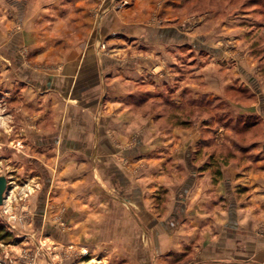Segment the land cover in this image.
I'll use <instances>...</instances> for the list:
<instances>
[{"label": "crops", "instance_id": "0c3cea01", "mask_svg": "<svg viewBox=\"0 0 264 264\" xmlns=\"http://www.w3.org/2000/svg\"><path fill=\"white\" fill-rule=\"evenodd\" d=\"M125 1L17 0L7 18L0 85L16 93L40 181L37 237L6 252L16 264H264V94L233 102L217 49L205 67L202 48L183 51L181 0ZM222 102L220 120L202 115Z\"/></svg>", "mask_w": 264, "mask_h": 264}, {"label": "rangeland", "instance_id": "374dc122", "mask_svg": "<svg viewBox=\"0 0 264 264\" xmlns=\"http://www.w3.org/2000/svg\"><path fill=\"white\" fill-rule=\"evenodd\" d=\"M16 1L0 0V36L6 32L7 18L16 16ZM128 3L129 0L122 5ZM160 3L165 7L167 0H160ZM159 7L160 4L156 3L154 9ZM183 10L184 16L179 28L180 42L183 41L182 32H185L195 43L188 40L181 42L179 46L184 48L186 54L190 49L192 54H197L198 49L202 48L204 51L200 50V53H203L200 64L204 67L208 65L209 58L204 52L209 48L217 49L218 64L214 66L221 71L219 87L221 84L225 85V80L230 82L229 78L234 84L227 88L225 86L223 95L232 98L233 102H248L246 97L252 102L259 94H264V0H181L180 8L176 11ZM154 16L156 11H151V20L153 17L159 24L160 19ZM158 40L160 37L156 36L152 41L159 44ZM185 58V61L189 60L188 57ZM15 94L12 89L7 90L5 86L0 85V175H13L12 179L15 181L7 190V193L11 191L7 205H0L2 253H7L8 245H19L21 241H31L37 237L32 233V226L36 206L34 199L38 192L37 182L40 181V176L37 163L32 158L36 156L34 151L28 149L23 152V144L32 145L33 141L32 138L27 140L17 129L16 114L11 111L14 104L9 105L15 102L10 98ZM225 106L226 102L218 106L203 103L201 113L207 117L210 112L212 121H218L222 117L221 114H224ZM6 112L12 114L8 120L3 118ZM254 119L256 118H250L248 122L252 123ZM229 127L233 129L235 125L229 123Z\"/></svg>", "mask_w": 264, "mask_h": 264}, {"label": "built area", "instance_id": "2783aa9c", "mask_svg": "<svg viewBox=\"0 0 264 264\" xmlns=\"http://www.w3.org/2000/svg\"><path fill=\"white\" fill-rule=\"evenodd\" d=\"M8 195V194H7ZM8 197V196H7ZM6 194L2 205H7V199ZM6 211V210H5ZM84 253V252H83ZM0 264H16L14 260L8 255V253H2L0 251Z\"/></svg>", "mask_w": 264, "mask_h": 264}, {"label": "water", "instance_id": "95a60500", "mask_svg": "<svg viewBox=\"0 0 264 264\" xmlns=\"http://www.w3.org/2000/svg\"><path fill=\"white\" fill-rule=\"evenodd\" d=\"M7 178L4 175H0V205L3 204L6 188H7Z\"/></svg>", "mask_w": 264, "mask_h": 264}, {"label": "flooded vegetation", "instance_id": "af4514ba", "mask_svg": "<svg viewBox=\"0 0 264 264\" xmlns=\"http://www.w3.org/2000/svg\"><path fill=\"white\" fill-rule=\"evenodd\" d=\"M10 177H11V176H10ZM13 183H15V181H13V180H7L6 194H8V193L10 192V191H9V192L7 193V190H8L9 187H10V188L12 187Z\"/></svg>", "mask_w": 264, "mask_h": 264}, {"label": "trees", "instance_id": "16d2710c", "mask_svg": "<svg viewBox=\"0 0 264 264\" xmlns=\"http://www.w3.org/2000/svg\"><path fill=\"white\" fill-rule=\"evenodd\" d=\"M248 98V97H247Z\"/></svg>", "mask_w": 264, "mask_h": 264}]
</instances>
